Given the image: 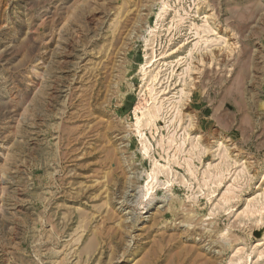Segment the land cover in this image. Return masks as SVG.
Returning a JSON list of instances; mask_svg holds the SVG:
<instances>
[{
	"label": "rangeland",
	"instance_id": "rangeland-1",
	"mask_svg": "<svg viewBox=\"0 0 264 264\" xmlns=\"http://www.w3.org/2000/svg\"><path fill=\"white\" fill-rule=\"evenodd\" d=\"M204 260L264 264V0H0V264Z\"/></svg>",
	"mask_w": 264,
	"mask_h": 264
},
{
	"label": "bare ground",
	"instance_id": "bare-ground-1",
	"mask_svg": "<svg viewBox=\"0 0 264 264\" xmlns=\"http://www.w3.org/2000/svg\"><path fill=\"white\" fill-rule=\"evenodd\" d=\"M163 3V2H162ZM162 7V6H161ZM160 7V8H161ZM163 7H165V6H163ZM138 9V8H137ZM159 15V14H158ZM135 16V15H134ZM182 20V19H181ZM137 24V23H136ZM177 24V23H176ZM134 25V24H133ZM209 29V28H208ZM198 43V42H197ZM197 43L195 44V45H197ZM195 50L196 51H198L199 53H203L202 52V50H201V46L200 45H198L197 47H195ZM201 55V54H200ZM178 63L176 62V65H177ZM185 64H187V65H189L188 63H186L185 62ZM182 82H186V75H187V69L185 68L184 69V71H182ZM159 108H153L151 111H149L148 112V116H149V119H151V120H154V119H156L157 117H159L158 116V113H159ZM137 122H140V121H136V124H137ZM149 122H151V121H149ZM139 126V125H138ZM136 129H139V128H136ZM139 133V132H138ZM145 149V148H144ZM145 152V151H144ZM148 175V174H147ZM146 175V176H147ZM153 179H156V176L155 175H149V176H147V178H146V182H145V186H143V185H141V186H143L142 188H144V189H146V194L150 191V192H152L151 190L153 189ZM148 191V192H147ZM150 196H151V193H150ZM228 197V196H227ZM225 198V197H224ZM227 202V201H226ZM191 231V230H190ZM219 239V238H218ZM189 249H190V247H189ZM186 251V250H185ZM189 252V251H188ZM193 252V251H192ZM204 253H200V254H198V252H197V254H195L194 256H196V257H194L195 259H197L200 255L202 256ZM191 255V254H190ZM200 256V257H201ZM206 256V255H205ZM199 257V258H200ZM193 258V257H192ZM191 258V259H192ZM194 259V260H195ZM204 259H205V257H204ZM201 260V259H200ZM197 262V261H196ZM199 263H201V264H211V262L209 261V260H204L203 262H199Z\"/></svg>",
	"mask_w": 264,
	"mask_h": 264
}]
</instances>
